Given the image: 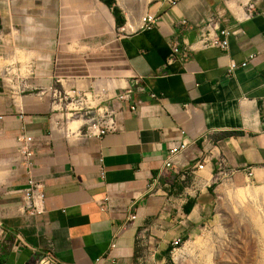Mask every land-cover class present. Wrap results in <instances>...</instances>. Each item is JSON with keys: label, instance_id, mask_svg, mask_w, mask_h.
Instances as JSON below:
<instances>
[{"label": "crops", "instance_id": "1", "mask_svg": "<svg viewBox=\"0 0 264 264\" xmlns=\"http://www.w3.org/2000/svg\"><path fill=\"white\" fill-rule=\"evenodd\" d=\"M146 12L155 26L131 31L140 21L128 26L118 0H0V264H167L209 220L217 176L250 168L264 181V0H155ZM212 16L239 30L228 49L169 61L171 41L194 43ZM134 77L142 104H119V130L79 137L84 119L67 129L58 93L104 99ZM22 136L33 138L30 171ZM30 179L46 193L37 215L24 210Z\"/></svg>", "mask_w": 264, "mask_h": 264}, {"label": "rangeland", "instance_id": "2", "mask_svg": "<svg viewBox=\"0 0 264 264\" xmlns=\"http://www.w3.org/2000/svg\"><path fill=\"white\" fill-rule=\"evenodd\" d=\"M153 1L118 0L130 20L128 26L140 21ZM64 102L70 113L69 100ZM72 120L83 118L69 115L65 125ZM211 191L214 202L209 220L195 235L173 246L167 264H264V181L223 174L217 176Z\"/></svg>", "mask_w": 264, "mask_h": 264}, {"label": "built area", "instance_id": "3", "mask_svg": "<svg viewBox=\"0 0 264 264\" xmlns=\"http://www.w3.org/2000/svg\"><path fill=\"white\" fill-rule=\"evenodd\" d=\"M172 4H176V0H170ZM158 21V17L152 13H144L140 18V25L131 31H137L138 29H151L155 26ZM179 24L185 27H190L188 21L183 19L179 21ZM123 32H126V28L122 27ZM239 30L223 28L220 26L219 19L216 16L208 18L204 23L199 26V34L194 43L181 44L178 39L171 41L172 53L169 61H174L178 58L181 60H187L189 58V52L196 49H206L210 47H217L222 50H226L229 47V39L233 35H237ZM2 32L0 30V40ZM247 65V62L242 63V66ZM237 64L231 63L230 69H235ZM141 78L134 77L128 87L119 93H116L112 97H106L101 99L95 92H83L73 89L63 95L58 93L59 100L64 102L69 100L66 105L70 112V116L80 115V118L88 120L86 123L81 125L78 135L79 137H91L98 136L103 137L111 132L120 129L119 126V104L123 102L129 103L131 111H137L139 106L142 104V100H135L133 95L135 90L143 91V87L140 85ZM56 94V92H55ZM148 95L152 98H157L156 93L149 92ZM98 102V103H96ZM99 106L98 110H93L94 107ZM187 108V105H185ZM4 114L0 110V120L4 119ZM87 117V118H84ZM79 119V118H78ZM33 138L31 136L19 137L21 144L20 153L25 159V166L29 171L34 165V150L31 147ZM190 145V140L186 137L179 141L171 143L169 150V157L165 161L164 170L173 167V161L176 156L184 152ZM202 167V165L200 166ZM245 175L248 181L253 180L254 172L252 169H245ZM45 200L46 193L44 185L39 182L30 179L27 188L24 190V210L30 215H37L45 211ZM136 214L130 215V220H135ZM182 239H177L175 245H178ZM174 245V246H175ZM112 246H115L113 243ZM105 257L100 256L95 260V264H105ZM41 264H56L54 258L51 255L45 256L40 260Z\"/></svg>", "mask_w": 264, "mask_h": 264}, {"label": "bare ground", "instance_id": "4", "mask_svg": "<svg viewBox=\"0 0 264 264\" xmlns=\"http://www.w3.org/2000/svg\"><path fill=\"white\" fill-rule=\"evenodd\" d=\"M131 26V28L133 27V24L132 25H130ZM88 121V120H87ZM69 127V126H68ZM68 129V128H67ZM80 129V128H79ZM79 129H78V133H79ZM70 134H73V133H70ZM76 135V134H75Z\"/></svg>", "mask_w": 264, "mask_h": 264}]
</instances>
